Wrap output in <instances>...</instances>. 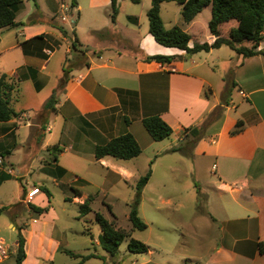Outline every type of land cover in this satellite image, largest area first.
<instances>
[{
  "label": "crops",
  "instance_id": "1",
  "mask_svg": "<svg viewBox=\"0 0 264 264\" xmlns=\"http://www.w3.org/2000/svg\"><path fill=\"white\" fill-rule=\"evenodd\" d=\"M60 1L43 0L46 10L53 13L45 23L41 18H32L34 3L22 0L15 15V22L21 25L11 27L13 31L0 28V76L6 74L16 83L11 92V107L19 99V81H29L35 91L49 82L51 75L46 71L61 41L66 44L65 53L74 52L69 68H60V72L54 75L57 81H62V87H56L54 106L50 109L55 116L61 115L62 125L72 137V143L60 148L62 152L59 151L58 156L77 148L78 153L94 157L96 145L127 132L139 144L136 133L142 132V119L153 115L160 116L172 127L171 135L175 134L177 141H183L187 136L184 128L204 125L201 138L189 147L188 152L193 158L209 160L206 183L216 193L215 197L206 194V201L214 209L209 215L212 221L219 222L221 235L206 263L264 264V55L243 58L221 46L207 52H196L194 59L184 50L157 43L148 32V25H143L139 12L128 14L136 18V23L119 22L115 17L114 22L109 18L106 22L98 20L97 24L96 20H88L81 26L80 21L76 24L73 19L76 13L80 19V3L77 1V6L71 7ZM103 4L107 8L110 0H104ZM57 5L67 13L58 20ZM86 6L95 7L96 1L88 0ZM207 7L206 26L210 19V6ZM201 12L189 24L181 21L174 24L190 35L188 47H192L194 42L212 43L215 38L208 31L204 41H200L189 32ZM66 23L73 25V37H67L59 30L58 27L64 29L68 25ZM234 25V21L224 23L221 33L226 35ZM224 26H228L226 31L222 30ZM87 37L94 38L98 44L90 46ZM73 42L76 47H73ZM224 48L236 57L224 52ZM258 49L264 50L262 41ZM154 55L171 56V59L165 63L147 59ZM220 60H228L230 67L234 64L231 78L223 80L224 91L229 87L236 89L241 100H245V115L239 110L240 103L236 105L231 97L221 95L210 80L209 72H214L213 67ZM46 102L40 109L41 114L32 123L24 124L33 134L43 131V126L49 133L53 130L48 118L44 123ZM215 108H219L218 116L206 123L207 116ZM24 118L26 112L21 110L17 117L0 122V178L5 174L9 176L0 185L17 176L3 155H10L17 145V126ZM238 120L242 121L241 132L230 135L229 131ZM129 160L94 157V162L111 166L114 173L124 180L134 177V171L126 163ZM43 192V188H39L31 204L42 207L47 201ZM38 195L41 198L36 201ZM83 197L81 194L80 197H72L71 201L77 200L80 204ZM21 201L24 202L23 199ZM39 217V222H43V214ZM39 222L32 218V226ZM27 230H20L25 238L22 264H37L38 258L29 260L31 237L25 236ZM42 234L43 230H40L36 247L45 262L53 264V255L70 251L62 249L61 242L52 238V234L46 239Z\"/></svg>",
  "mask_w": 264,
  "mask_h": 264
},
{
  "label": "rangeland",
  "instance_id": "2",
  "mask_svg": "<svg viewBox=\"0 0 264 264\" xmlns=\"http://www.w3.org/2000/svg\"><path fill=\"white\" fill-rule=\"evenodd\" d=\"M61 1L67 5L71 2V0ZM77 1L81 5V10L79 9L80 19L77 13L73 17L76 24L80 21L82 26L88 20H96L97 24L98 20L106 22L108 18L111 19L112 10L110 5L104 7V0H95L96 6L91 8L86 6L88 0ZM150 4L151 0H138V2L117 0L118 11L115 17L119 22L134 23L128 19L130 16L128 14L139 12L143 25H148L146 11ZM34 5L32 18H41L43 22H48L45 21L46 18L49 19L48 17L53 13L46 10L43 0H35ZM160 5L164 26L169 27L180 21L183 23L181 6L177 2L162 0ZM56 9L57 20L60 16L67 15L58 5ZM207 15H209V7L200 13L196 23L189 30L197 40L204 41L208 32L205 23ZM227 28L228 26H224L222 30L226 31ZM7 29L14 30L11 27ZM64 29L67 37H73V25H65ZM262 34L261 41L264 46V27ZM83 36L86 39L85 35ZM87 38L90 46L95 45L94 43L98 44L94 38H91L92 40ZM59 44L57 53L46 71L51 75L49 82L35 91L29 81H19L21 82L19 99L12 103L18 114L21 110H25L26 118L17 126L19 127L17 145L11 150L10 155H3L5 160L10 162L17 176L0 185V208L4 207L0 213V240L8 248L7 258L0 260V264L14 263L16 241L22 228H28L25 236L31 237V247L28 249L29 260L38 258L37 264H49L37 251L36 243L40 230H43L44 239L52 234V238L61 242L62 249L70 250L75 255H96L84 260L82 264H103V260L104 264H207L206 258L212 253L221 235L219 222L212 221L209 215L214 209L206 201V194L211 197L216 196L214 190L208 188L206 183L210 163L209 160L191 157L189 152L187 154L171 151L172 148L180 147V142L185 149H189L192 142L190 134H187L183 141H177L174 134L159 142L152 140L144 127H141L142 132L136 133L141 153L126 162L134 171V177L124 180L114 173L111 166L94 162V157L78 153L77 148L58 156L59 151L62 152L60 148L72 143V137L62 125L61 115L55 116L50 107H43L44 123L48 118V122L53 124L50 133L44 130L43 126V131L38 130V134H33L30 128L24 125L26 122L32 123L41 114L40 109L44 102L54 96L56 87H62V81H57L54 75L60 72V68L65 70L69 68L74 51L70 54L65 53V42L60 41ZM89 48L92 50L91 47ZM223 51L236 57L227 48ZM191 57L195 59L196 54H192ZM234 68V64L230 67L228 60H220L213 67L214 72L212 74L209 72V76L215 90L221 95L231 97L236 105L240 103L239 110L245 115V100H241L236 89L229 87L228 91H224L223 80L231 78ZM239 94L244 97L240 91ZM214 114H219V108H216ZM38 157L42 160L40 161ZM148 171L149 177L141 189L137 208L138 216L147 227L143 230L130 231L128 213L135 196L136 183ZM41 187L48 193L43 192L47 197V201L42 206L45 209L41 213L43 222H39L40 214L30 206L34 205L31 204L32 199L27 200L26 197L29 189L39 190ZM72 189L80 191L84 196L83 200L89 194L93 195V200L89 204L91 211L83 217L78 218L77 200H70ZM40 198L38 195L36 201ZM22 199L24 202L21 201ZM34 206L38 207V205ZM96 213H100L108 221H113L116 228L129 231L132 238L148 246V251L145 253L128 251L129 238L126 237L119 245L117 253L110 256L98 243L101 229L95 221ZM32 218L39 223L32 226ZM85 230L91 236L85 233ZM79 261V257L68 253L57 252L53 255V264H77Z\"/></svg>",
  "mask_w": 264,
  "mask_h": 264
},
{
  "label": "trees",
  "instance_id": "3",
  "mask_svg": "<svg viewBox=\"0 0 264 264\" xmlns=\"http://www.w3.org/2000/svg\"><path fill=\"white\" fill-rule=\"evenodd\" d=\"M35 3V0H32ZM138 2V0H133ZM181 6V18L184 24H189L193 21L195 16L202 11L206 6H210V19L207 23L208 31L215 38L212 43L194 42L192 47H188L190 35L181 27L174 25L166 28L160 16V3L162 0H151L149 9L146 12L148 21V32L153 36L154 40L167 47H176L184 50L186 53L193 54L199 51H209L211 49L226 46L234 53L242 56L243 58L253 57L256 55H264V50L258 49L259 43L263 37L262 31L264 27V0H174ZM22 0H0V28H9L20 26L21 23L15 22V15L19 10ZM71 7L77 6V0H71ZM111 21H115V16L118 11L117 0H110ZM131 22L136 23V18L128 16ZM229 21H234L235 25L230 27L226 35L221 33V25ZM59 30L66 34L62 27ZM73 47L75 43H72ZM149 60H155L160 63L169 62L171 56L154 55L147 57ZM16 88V83L10 80L6 74L0 76V122H5L11 118L17 117L18 113L13 110L10 105L11 92ZM54 96L49 98L45 106L53 109ZM216 108L209 113L206 118V123L210 122L218 115L214 114ZM142 125L149 136L154 141H160L168 138L172 133L171 126L165 122L160 116L153 115L142 119ZM204 125L197 127L184 128L183 132H187L192 136L191 146L201 138ZM242 130V121L238 120L233 129L229 131L230 135H236ZM59 151V148H57ZM188 149L182 146L172 148L171 151H180L187 153ZM9 151H7L8 153ZM141 153V148L133 135L129 132L120 134L106 141L103 144L96 145L93 150L94 157L100 159L103 157H112L116 160H129L138 156ZM188 154V153H187ZM149 177V171L141 176L136 183L135 196L131 202L128 219L131 224V230H143L147 225L138 216V205L140 199V192ZM8 175H3L0 182L8 179ZM47 193V190L43 188ZM72 197H80L81 193L72 189ZM69 199V198H67ZM71 200V198H70ZM93 200V195L89 194L79 204V217H83L91 211L90 202ZM34 211L41 214L45 211L43 207L30 205ZM110 209V206L107 205ZM4 207L0 208V213ZM95 221L99 224L101 235H99V244L102 249L110 256H114L121 242L128 237L127 249L133 253H145L148 251V246L143 242L131 237L129 231L116 228L113 221H108L100 213L95 214ZM85 233L90 235L88 231ZM91 236V235H90ZM24 238L19 233L16 242V252L14 264H22L25 258L24 252ZM259 250L261 243H258ZM69 255L79 257L80 261L77 264H82L84 260L91 257H96L94 254L75 255L70 251H66ZM102 259V258H101ZM104 264V260H103Z\"/></svg>",
  "mask_w": 264,
  "mask_h": 264
},
{
  "label": "built area",
  "instance_id": "4",
  "mask_svg": "<svg viewBox=\"0 0 264 264\" xmlns=\"http://www.w3.org/2000/svg\"><path fill=\"white\" fill-rule=\"evenodd\" d=\"M45 52L46 54H49V51H45ZM38 191H39L38 188H33L29 190L26 194L27 200L32 199V197H34L38 193ZM7 252H8V248L5 247L2 240H0V260L7 258L8 255Z\"/></svg>",
  "mask_w": 264,
  "mask_h": 264
}]
</instances>
